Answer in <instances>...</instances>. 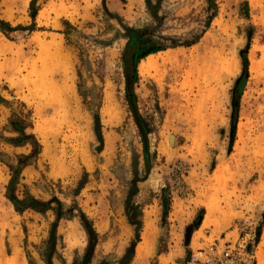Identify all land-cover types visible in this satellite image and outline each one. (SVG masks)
<instances>
[{
	"label": "rangeland",
	"instance_id": "rangeland-1",
	"mask_svg": "<svg viewBox=\"0 0 264 264\" xmlns=\"http://www.w3.org/2000/svg\"><path fill=\"white\" fill-rule=\"evenodd\" d=\"M214 1L0 0V264H264V0Z\"/></svg>",
	"mask_w": 264,
	"mask_h": 264
},
{
	"label": "trees",
	"instance_id": "trees-1",
	"mask_svg": "<svg viewBox=\"0 0 264 264\" xmlns=\"http://www.w3.org/2000/svg\"><path fill=\"white\" fill-rule=\"evenodd\" d=\"M205 1L207 3L208 9L209 10H212L213 14H215L216 13L215 1L214 0H205ZM134 44H135V41L133 40L130 43V45L127 47V49H129ZM163 50L164 49H162V48L151 49V50H148L147 52H145L141 57H139V58L136 57L135 60H134V63H133V68H134V70H133V77H134V79L136 78V72H135V70H136V66L138 64V61L139 60H143L145 57H147L150 54H154V53H157V52H160V51H163ZM123 63H124V66L126 67L125 56H123ZM247 65L248 64H247L246 56L243 55V70H242V76L237 81V86L235 88V91H237L238 93H240L241 87H242V85L244 83V79L247 76ZM125 84H126V90H127V92H129L131 90V84L132 83H130V80H129L128 75L126 73H125ZM0 101H2L1 98H0ZM10 202L14 205L15 210L17 212H21V211H23L24 209H27V208H30V209L32 208L31 206H29V207H25V208H22V209H18L17 206H16L17 203L15 201L10 200Z\"/></svg>",
	"mask_w": 264,
	"mask_h": 264
},
{
	"label": "built area",
	"instance_id": "built-area-1",
	"mask_svg": "<svg viewBox=\"0 0 264 264\" xmlns=\"http://www.w3.org/2000/svg\"><path fill=\"white\" fill-rule=\"evenodd\" d=\"M240 252L242 254H239ZM203 254L198 255V258H201ZM252 255L247 254L238 250L236 247L226 248L222 253V256L216 261L212 262L210 260H205L202 264H252Z\"/></svg>",
	"mask_w": 264,
	"mask_h": 264
},
{
	"label": "bare ground",
	"instance_id": "bare-ground-1",
	"mask_svg": "<svg viewBox=\"0 0 264 264\" xmlns=\"http://www.w3.org/2000/svg\"><path fill=\"white\" fill-rule=\"evenodd\" d=\"M23 3H27L28 0H22ZM22 3V2H21ZM24 5V4H23ZM22 5V6H23ZM155 67V63H154V60L152 59V56H148L146 58V60L144 62H142L140 65H139V70L141 72H146V71H149L150 69H153ZM110 98V97H109ZM108 99V98H107ZM115 108V107H114ZM116 112L113 113V116L116 118L120 115L119 111H117V109H115ZM112 113V112H110ZM3 215V214H2ZM5 215V214H4ZM9 216V215H8ZM3 217V216H2ZM7 217V216H6ZM4 224V223H3ZM0 226V233H2L5 229H7V226L6 225H3ZM70 226V225H69ZM12 227V226H11ZM73 229V228H72ZM74 231L72 230L71 232V235H73ZM2 254V253H1ZM9 259V258H8ZM18 261V260H17ZM16 261V258H13L11 261H10V264H18ZM7 263V262H6Z\"/></svg>",
	"mask_w": 264,
	"mask_h": 264
},
{
	"label": "water",
	"instance_id": "water-1",
	"mask_svg": "<svg viewBox=\"0 0 264 264\" xmlns=\"http://www.w3.org/2000/svg\"><path fill=\"white\" fill-rule=\"evenodd\" d=\"M96 122H97V126L95 127L96 128V132H99V125H98V119H96Z\"/></svg>",
	"mask_w": 264,
	"mask_h": 264
}]
</instances>
